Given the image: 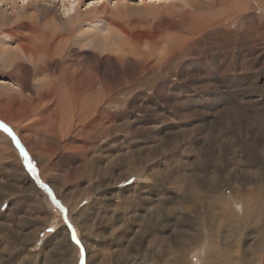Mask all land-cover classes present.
<instances>
[{"label": "rangeland", "instance_id": "374dc122", "mask_svg": "<svg viewBox=\"0 0 264 264\" xmlns=\"http://www.w3.org/2000/svg\"><path fill=\"white\" fill-rule=\"evenodd\" d=\"M182 1L0 0V264H264V0Z\"/></svg>", "mask_w": 264, "mask_h": 264}, {"label": "bare ground", "instance_id": "6f19581e", "mask_svg": "<svg viewBox=\"0 0 264 264\" xmlns=\"http://www.w3.org/2000/svg\"><path fill=\"white\" fill-rule=\"evenodd\" d=\"M15 1L16 0H12V5H14L15 4ZM21 1H23V0H21ZM77 2V5L79 4L78 2H79V0H71V2L70 3H74V2ZM8 2V1H7ZM183 3H185V0H183L182 1ZM92 4H94V3H88V4H85V5H87V6H90V5H92ZM192 4V3H191ZM30 5H29V2H28V5H27V7H29ZM170 8L172 7V6H169ZM86 8H88V7H86ZM27 9V8H26ZM124 10V9H123ZM73 12V11H72ZM70 12H68V14H69ZM5 13H3V12H1L0 11V16H3ZM4 18H7V15H4L3 16V19ZM0 21H2V19L0 18ZM104 24H105V22H104ZM100 27H101V23H97L96 24V26L94 27V28H96V29H94V31H97L95 34H98L99 33V29H100ZM202 27V26H201ZM213 27V26H212ZM111 29V28H110ZM198 29V28H197ZM196 30V29H195ZM199 31V30H198ZM111 32V31H110ZM102 34L104 33L105 34V31L104 32H101ZM244 33V32H243ZM100 34V33H99ZM103 34V38H101L102 39V42L99 40V42H101V46H113L111 43H109L108 41H107V39H108V37L107 36H105ZM109 34V33H108ZM244 34H246V31H245V33ZM110 35V34H109ZM243 36V35H242ZM110 37H111V35H110ZM118 37V36H117ZM7 39V38H6ZM99 39V38H98ZM110 39V38H109ZM113 39V38H112ZM111 40V39H110ZM114 40V39H113ZM120 40H121V38H120ZM242 40H244V39H242ZM98 41V40H97ZM112 42V41H111ZM251 42V41H250ZM14 43H16V42H14ZM124 43V42H123ZM4 44V43H3ZM2 42L0 41V57L1 58H4L3 60H4V62L6 63L7 62V64H9L10 63V61L12 60V57H11V55L8 53L9 51V49L10 48H2ZM18 46V45H17ZM19 47V46H18ZM27 48V47H26ZM112 48V47H111ZM110 48V49H111ZM19 49V48H18ZM125 49V48H124ZM27 50V49H26ZM28 51V50H27ZM23 52V51H22ZM26 52V51H25ZM32 52H34V51H32ZM11 53V52H10ZM27 53V52H26ZM28 53H30V52H28ZM28 55V54H27ZM1 60V59H0ZM7 67V66H6ZM246 68V67H245ZM195 83V82H194ZM208 129V128H207ZM62 130V129H61ZM61 132V131H60ZM63 132H64V130H63ZM86 150V149H85ZM212 173V172H211ZM178 174V173H177ZM149 177H151V176H149ZM183 179V178H182ZM260 181V180H259ZM255 187H257V193H258V195L256 194H253V192H251L250 190H248V188H244V194H248L249 195V198H247V199H243L244 200V202H245V205H247L249 208H250V210L252 211V214L255 212L257 215H261V211L263 210V207H260V209L258 208V205H256V203L258 204L259 202L258 201H256V198H258V197H261V196H264V185L260 182H258V186H257V184H256V186ZM254 187V188H255ZM229 188V187H228ZM235 188H237V186L235 187ZM230 189V188H229ZM251 189V188H250ZM213 191L215 190V189H212ZM231 190H232V192H234V195H233V198H236L239 194H241V192L240 191H238V192H240V193H237V192H235V189H232L231 188ZM237 190H238V188H237ZM252 190H255V189H252ZM198 191V193H201L199 190H197ZM187 192V191H186ZM189 193V192H188ZM218 193V192H217ZM230 194V193H229ZM187 195V194H186ZM251 195V196H250ZM223 196V195H222ZM242 197V196H241ZM186 199V198H185ZM201 199V198H200ZM209 201V200H208ZM260 202H262V201H260ZM209 203V202H208ZM199 205V204H198ZM229 205V204H228ZM216 207V210L214 211V213H218L217 211H219V213H222L223 215H221L220 217L223 219V220H225L226 219V217L229 215V212H227V211H225V205H223V204H219V205H216L215 206ZM248 207H246L247 209H248ZM212 208H213V205H209L207 208H203V210H201L205 215L207 214V211H210L211 212V210H212ZM258 209H259V211H258ZM246 210V209H245ZM234 210L232 209V212H233ZM248 211H249V209H248ZM247 211V212H248ZM245 212V211H244ZM234 213V212H233ZM254 213V214H255ZM208 216H209V213L207 214ZM250 215H251V213H250ZM215 216V215H214ZM252 217H253V215H251ZM256 216V215H255ZM241 219V218H240Z\"/></svg>", "mask_w": 264, "mask_h": 264}, {"label": "snow or ice", "instance_id": "6c2138e0", "mask_svg": "<svg viewBox=\"0 0 264 264\" xmlns=\"http://www.w3.org/2000/svg\"><path fill=\"white\" fill-rule=\"evenodd\" d=\"M73 240L79 245V240L76 239L75 233H73ZM81 257L83 258V248H81ZM81 264H83V259L81 260Z\"/></svg>", "mask_w": 264, "mask_h": 264}]
</instances>
